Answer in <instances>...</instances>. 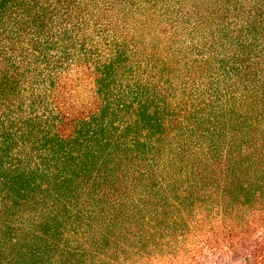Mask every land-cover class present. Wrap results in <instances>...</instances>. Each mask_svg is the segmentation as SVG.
Here are the masks:
<instances>
[{"label": "trees", "instance_id": "obj_1", "mask_svg": "<svg viewBox=\"0 0 264 264\" xmlns=\"http://www.w3.org/2000/svg\"><path fill=\"white\" fill-rule=\"evenodd\" d=\"M264 264V0H0V264Z\"/></svg>", "mask_w": 264, "mask_h": 264}, {"label": "rangeland", "instance_id": "obj_2", "mask_svg": "<svg viewBox=\"0 0 264 264\" xmlns=\"http://www.w3.org/2000/svg\"><path fill=\"white\" fill-rule=\"evenodd\" d=\"M223 264H225V263H223Z\"/></svg>", "mask_w": 264, "mask_h": 264}]
</instances>
